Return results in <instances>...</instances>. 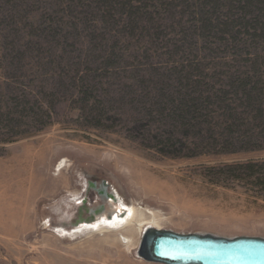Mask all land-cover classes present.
Segmentation results:
<instances>
[{
  "label": "rangeland",
  "instance_id": "1",
  "mask_svg": "<svg viewBox=\"0 0 264 264\" xmlns=\"http://www.w3.org/2000/svg\"><path fill=\"white\" fill-rule=\"evenodd\" d=\"M138 1L132 14L100 0H0V264H150L136 257L149 227L264 239V187L235 171L263 164L264 150L231 142L225 113L239 106L233 74H264V39L200 33L192 7ZM211 8L222 22L244 16ZM102 183L116 204L98 197ZM100 206L134 218L77 232Z\"/></svg>",
  "mask_w": 264,
  "mask_h": 264
},
{
  "label": "trees",
  "instance_id": "2",
  "mask_svg": "<svg viewBox=\"0 0 264 264\" xmlns=\"http://www.w3.org/2000/svg\"><path fill=\"white\" fill-rule=\"evenodd\" d=\"M100 1H102V4L98 3L99 6L105 7L111 12L129 11L132 12V14H136V11L139 10L140 7L138 0ZM166 1V3L163 2V5L170 10H176V8L179 7L183 8L184 11H187L192 7L196 12L195 15H198L200 18L196 21L197 25L194 30L199 31L200 33L202 31L205 33H211L218 31V29L222 27L225 28L226 32L231 33L233 30L240 27L243 30H248L245 32L249 35V37L255 39H264V0H192L193 3H191L189 0ZM225 3H227V7L229 8L230 12L236 11L237 14H240V11L243 12L244 16L239 17L240 21L222 22L219 20V17H216L215 19H212V17L210 18L209 12L211 6V10H214L215 13H219L218 11L222 6H224ZM159 5H161V3ZM234 16L235 15H232V17ZM235 23H238L239 25L236 26ZM237 38L238 34L233 37L234 40ZM249 77L254 79L255 82H250L251 79ZM231 78L234 79L233 82L231 81ZM231 78L230 83L233 85L232 87H235L237 92L236 94L241 100L238 99L237 103H239V106L235 110L230 105H226L225 107L227 118V134L230 136V138H233L230 139L232 140L231 142L236 141L239 138H246L245 142H240L242 145H249L251 146L250 148L255 150H264V74H261L260 68H258L256 65H253L252 75L244 74V76L239 77L234 73L233 77ZM214 95H216V93ZM199 107L201 106L196 103L194 107H192L193 112L197 113ZM239 108L246 109L249 112L245 113V110L243 112H238L237 109ZM187 114L188 113L185 115L187 116ZM249 114L252 115L251 119L248 117ZM248 121L252 122V129H260L258 135L255 137L252 136ZM253 124L254 126H252ZM227 143L231 144L228 141ZM243 150L246 149L243 148ZM229 171L233 172L234 170ZM235 171L250 173L253 175L257 174V177L254 178V181L257 182L258 185L264 187V163L260 165L246 164L244 166L235 168Z\"/></svg>",
  "mask_w": 264,
  "mask_h": 264
},
{
  "label": "water",
  "instance_id": "3",
  "mask_svg": "<svg viewBox=\"0 0 264 264\" xmlns=\"http://www.w3.org/2000/svg\"><path fill=\"white\" fill-rule=\"evenodd\" d=\"M101 193L110 204L113 197ZM82 204L84 201L81 202ZM104 207L88 211L89 217L81 218L77 225L94 222L104 215ZM107 216L106 219H109ZM136 257L150 264H264V239L257 237L222 238L208 234H177L146 228L140 237Z\"/></svg>",
  "mask_w": 264,
  "mask_h": 264
},
{
  "label": "bare ground",
  "instance_id": "4",
  "mask_svg": "<svg viewBox=\"0 0 264 264\" xmlns=\"http://www.w3.org/2000/svg\"><path fill=\"white\" fill-rule=\"evenodd\" d=\"M30 152L31 151H26L24 153V155L21 157L24 161V164H25L24 172L29 175L28 176L29 178L27 177V180L23 179V180L19 181L20 184L22 185V190H24V191H26V189L28 190L29 187L31 186V181L33 179V174L35 172V164L31 163L32 160L30 162V158L32 156ZM65 167L66 166H65L64 161H63V162L58 164L57 171L59 172V171L63 170ZM29 171H31L32 173L29 174ZM17 175H18V172H17ZM112 197L115 200L114 196H112ZM74 201H76V200L74 199L72 202H74ZM115 202H116V200H115ZM131 212H132V215H130V217L127 219H125L121 216L120 210H117L116 213H113L111 218H109V219H106L107 217L103 215V217L96 219L94 222H89V223L83 222L77 228V232H80L81 230L82 231H84V230L88 231V230H95V229H99V228L101 229L102 227L113 226V225H117L118 223H122V222L126 223V220H128L127 225L129 226L130 222L134 218L133 211H131ZM9 219H10V221H13L14 215H10ZM151 228H154V227H151Z\"/></svg>",
  "mask_w": 264,
  "mask_h": 264
},
{
  "label": "flooded vegetation",
  "instance_id": "5",
  "mask_svg": "<svg viewBox=\"0 0 264 264\" xmlns=\"http://www.w3.org/2000/svg\"><path fill=\"white\" fill-rule=\"evenodd\" d=\"M96 193H97V195H98V197H99V198H101V199H104V200H105V197H104V196H102V194H101V190H100V191H97Z\"/></svg>",
  "mask_w": 264,
  "mask_h": 264
}]
</instances>
